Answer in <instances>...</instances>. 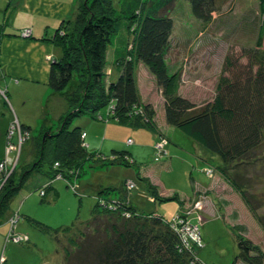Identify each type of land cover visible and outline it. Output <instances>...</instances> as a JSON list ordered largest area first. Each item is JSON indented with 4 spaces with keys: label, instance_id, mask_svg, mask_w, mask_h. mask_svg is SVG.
Instances as JSON below:
<instances>
[{
    "label": "trees",
    "instance_id": "obj_1",
    "mask_svg": "<svg viewBox=\"0 0 264 264\" xmlns=\"http://www.w3.org/2000/svg\"><path fill=\"white\" fill-rule=\"evenodd\" d=\"M81 2L77 0V10L81 13L74 15L67 25L63 24L53 40L43 38L62 49L60 59L50 65L48 86L64 99L63 116L57 131H51L52 126L43 127L45 122L41 121L39 138L32 137L30 127L16 120L21 134L38 139L31 149L32 154L36 152L38 155L31 167L22 170L17 184L15 172L4 183L0 191V224L23 184L34 173L49 181L38 192L44 198L56 180H62L77 195L78 184L72 181L74 178L77 182L81 176L79 173L73 176L86 163L91 171L109 167L133 168L154 203L175 202L178 205L179 209L169 220L157 212L140 213L130 202L131 186L124 181L119 187H100L96 191V205L86 222L76 219L70 226L62 225L53 233L39 222L28 218L29 222L51 235L56 252L60 248V239L67 237L63 248L64 264H202L197 259L196 246L191 244L184 231L190 223L197 225L196 213L186 215L182 210L184 200L177 194L160 197L155 186L141 176L140 166L128 152L112 150L109 155L102 152L90 154L84 141L85 133L76 127L69 128L75 118L86 116L94 121L105 119L131 128H148L159 133L160 140H163L160 130L151 123L154 114L150 105L142 101L138 92L136 71L138 65H143L164 93L163 117L167 126L183 130L187 137L202 145L218 163V167L212 169L214 175L217 173L240 196L249 215L264 232V217L253 206L256 200L246 194L252 177L241 174L243 167L246 172L251 161L257 159L264 144V0H258L254 17L257 23H252L257 31L250 29L256 33L254 45L227 53L222 65L224 76L219 79L215 97L201 107L175 90L168 91L177 80L175 73L169 75L166 65L174 29L169 10L177 2L189 4L195 22L207 26L215 20L219 0H121L119 12L111 0ZM8 3L7 10L11 2ZM116 13L124 18L129 33L134 36V44L129 51L118 56L112 73L106 74L109 44L117 31ZM3 25L8 26V22L0 27ZM59 31L61 34L56 37ZM3 33L0 32V43ZM74 77L75 85L67 91ZM5 96L4 102L8 103L7 93ZM105 109L106 114L102 116L101 111ZM15 123L9 126L6 136ZM4 162L7 165V161ZM197 199L203 200L204 195ZM217 204L221 209L219 202ZM222 220L225 222L223 216ZM8 227L10 230V224ZM229 229L239 251L233 264H264L262 250L246 238V226L241 224ZM5 243L14 244L11 240ZM15 245L31 246L29 240Z\"/></svg>",
    "mask_w": 264,
    "mask_h": 264
},
{
    "label": "rangeland",
    "instance_id": "obj_2",
    "mask_svg": "<svg viewBox=\"0 0 264 264\" xmlns=\"http://www.w3.org/2000/svg\"><path fill=\"white\" fill-rule=\"evenodd\" d=\"M10 1L16 2L17 0ZM68 1L74 2V0ZM111 1L114 8L119 12L121 0ZM79 2L82 3L81 0ZM5 3L6 0H0V21L4 24L8 22V26H1L0 32L7 31L9 33L15 15L11 12L12 3L8 12H6L8 7L6 8ZM218 4V11L214 15L215 20L207 26L195 22L189 4L177 2L169 10L174 29L166 55V65L169 75L175 73L177 80L168 91L171 93L175 90V93L188 99L197 107H201L214 99L219 79L224 76L222 65L227 53L252 47L255 43L256 33H252L250 29H257L252 23H257L254 17L257 12L258 0H219ZM78 7L76 0L75 16L81 13L80 10H77ZM115 15V18H118L116 21L117 31L109 44L106 74L107 72L112 73L118 56L122 52L129 51L134 44V36L129 33V27L124 18L120 17L119 13ZM70 29L71 27H69ZM60 34L59 31L56 37ZM31 35L30 30H23L19 37L29 39ZM56 47L61 53V47L59 45ZM136 72L138 92L142 101L150 105L154 114V120L151 121L150 119V121L154 123L157 129H160L163 140H160L158 132L155 134L148 128H131L118 125L113 121L106 122L105 119L94 121L86 116L75 118L69 128L76 127L82 132H88L91 138L98 139L99 142L101 139L106 140L104 155H109L112 149H128L141 170L151 169L155 171L154 178H152L150 170L146 173L141 172V176L150 180L160 197L177 194L187 198L184 200L182 210L186 212V215L188 212L189 214L196 213L199 229L197 225L190 223L184 231L187 234V239L194 247L196 246L197 259L202 264L234 263L239 251L236 239L229 227L233 228L241 224L245 225L248 230L246 238L264 253V232L249 215L240 196L227 186L226 181L219 179L217 173L218 178L215 177L212 169H216L218 163L209 158L208 156L211 155L202 145L187 137L183 130L166 125L163 120L164 93L155 84L154 78L150 76L147 68L138 65ZM74 85L75 77L66 90H72ZM0 89V159L9 164L7 166L5 163L4 166V161L0 162V191H2L4 183L12 173L15 172L16 179H14L17 184L22 170L31 167L37 159L36 155H38L36 152L31 153L32 144H37L38 139L34 140L21 134L19 125L15 123L16 120L20 124L30 127L32 137L39 138V123L44 120L43 127L48 129L51 126L48 123L55 121L54 117L58 112L54 113L46 106V98L42 96L43 91H40L39 88L30 91L23 87L9 88L6 92L3 90L4 87L0 85ZM6 93L9 98L8 103L4 102ZM61 101L64 106V99ZM101 114L105 116L106 109L102 110ZM62 116L53 124L51 131L58 130ZM13 123L15 125L10 127L6 136V131ZM163 129L168 131L162 132ZM12 130L14 133L10 137ZM9 139L13 142L8 143L7 140ZM110 139H113L114 144L108 142ZM126 144L129 147H126ZM197 150H200V153ZM202 152L206 158H203ZM198 156L201 160L197 158ZM88 165L89 163L84 164L79 171L75 172L73 177L78 176L76 175L78 173L81 176L77 182L74 178L73 181L71 180L72 183L78 184L77 195H74L62 180H56L52 184L54 190H47L46 196L42 198L38 192L45 184L48 185L49 181L37 173L32 174L25 181L20 193L13 199L11 207L3 215L4 218L0 224V226L3 223L10 224L11 228L7 230V234L4 235L2 229L5 228L4 226L0 229V237L6 238V242L11 240L15 244L29 240L30 245L35 249L34 255L27 252L19 253V264H44L45 261V264H64L62 261L63 248L67 244V237L60 239V248L56 252V243L51 239V235L38 229L36 225L29 222V219L48 227L52 230L51 233L57 231L62 225L64 227L70 226L76 219L80 222H86L90 219L91 210L96 205V191L100 187L116 188L124 181L129 182L128 184L131 186L130 199H132L130 201L143 214L157 212L169 220L179 209L175 202L154 203L146 186L139 181L133 168L109 167L107 170L91 171ZM247 169L246 172V167L241 169L242 175L252 177L251 182L246 187V194L254 197L256 201L253 202V206L257 209V213L264 217V144L258 152L257 159L251 161V165ZM212 182L214 183L211 189L212 193L202 194V196L204 195L203 200L192 199L194 193L201 191L202 187L208 191ZM218 202L224 212L225 222L217 211L214 214L209 212L212 210L210 207L212 205L219 208ZM21 216H26L28 223L25 222L23 226L18 228L19 232H16L17 225L22 219ZM195 227L197 231H195ZM24 235L25 238H23ZM2 244L5 243L2 242ZM2 244L1 246H3ZM8 245L4 247L5 251L10 249ZM2 257H0V264H5V258Z\"/></svg>",
    "mask_w": 264,
    "mask_h": 264
},
{
    "label": "crops",
    "instance_id": "obj_3",
    "mask_svg": "<svg viewBox=\"0 0 264 264\" xmlns=\"http://www.w3.org/2000/svg\"><path fill=\"white\" fill-rule=\"evenodd\" d=\"M8 2L12 3L11 12L14 13L15 17L13 18L14 21L12 20V25L10 26L11 31L9 33H7V31L3 33L4 36L0 43V85L4 87L3 90H5L6 92L9 88L17 89L19 87H23L28 91L39 88L40 91H43L42 96H45L46 98V106L50 108L54 113L58 112L54 117L55 121L53 123H48V125L55 124L61 117L62 109H64V106L61 98L50 90L48 86V78L51 63L55 60L60 59L61 53L53 42L49 40L44 41L43 38L52 39L57 30L63 24L67 25V22L73 19L76 12V0H74V2L68 0H17L16 2L6 0L5 6L9 4ZM8 10H6V12H8ZM0 24L3 23L0 21ZM23 30H30L32 34L31 38L24 39L19 37L20 32ZM17 122L20 123L18 120ZM164 131L167 132L168 130L163 129L162 132ZM83 133H85L86 135L84 141L87 144L86 149L89 153L97 154L99 152H105L104 149L106 146V140L101 139V141L99 142L98 139L91 138V135H89L88 132ZM112 140L113 139H110L108 142H112L114 144V141ZM126 147H129V145L126 144ZM126 150L128 149L121 148V150L118 151ZM126 152L131 154V156L133 157L132 153L129 150ZM197 152L200 153V150H197ZM202 156L203 158H206L203 152ZM208 157L212 159V156ZM197 158L201 160L199 156ZM7 165L9 164L7 163ZM149 170L151 176H153L152 178H154V170L142 169V172L146 173ZM215 177L218 178L217 176ZM213 185L214 183L212 182L211 188L208 191L206 190V188L202 187L201 191H197L194 193L192 199L198 198L199 196H202V194L212 193L211 189ZM180 197L183 200H187V198L183 196ZM210 207L212 210H209V212L214 214L215 211H217L219 214H223L222 216L224 217V212L222 209H219L217 208V206L213 205ZM21 218L22 222L20 220V222L18 223L16 232L18 231V228L20 226H23L25 222H27L26 216H21ZM2 226L5 227L2 228L5 235V233L7 234V230L9 227L7 223H3L0 226V229ZM23 229L25 231V228ZM5 240L6 238L3 239L2 237H0V257L3 256L5 258V264H19V253L27 252L30 253V255H34L35 249L32 246L22 247L13 243L6 244ZM2 242L5 244H2ZM1 244L3 246H1ZM7 245L8 247H10V249L8 251H5L4 247H6ZM45 263L46 261L44 262V264Z\"/></svg>",
    "mask_w": 264,
    "mask_h": 264
},
{
    "label": "built area",
    "instance_id": "obj_4",
    "mask_svg": "<svg viewBox=\"0 0 264 264\" xmlns=\"http://www.w3.org/2000/svg\"><path fill=\"white\" fill-rule=\"evenodd\" d=\"M12 131H13V130H12ZM12 134H13V133L10 132V135H11L10 137H12ZM4 166H5V162H4ZM0 167H1V166H0ZM195 231H197V228H196V227H195ZM191 240H192V238H191ZM192 242H193V241H192Z\"/></svg>",
    "mask_w": 264,
    "mask_h": 264
}]
</instances>
